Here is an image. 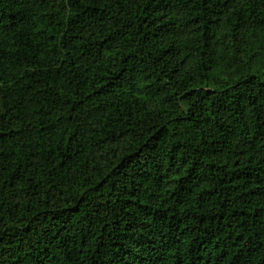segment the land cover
Returning a JSON list of instances; mask_svg holds the SVG:
<instances>
[{"label": "trees", "instance_id": "16d2710c", "mask_svg": "<svg viewBox=\"0 0 264 264\" xmlns=\"http://www.w3.org/2000/svg\"><path fill=\"white\" fill-rule=\"evenodd\" d=\"M0 264H264V0H0Z\"/></svg>", "mask_w": 264, "mask_h": 264}]
</instances>
